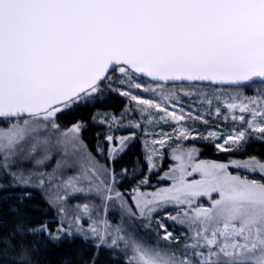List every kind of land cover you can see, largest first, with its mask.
<instances>
[{"label": "snow or ice", "instance_id": "snow-or-ice-1", "mask_svg": "<svg viewBox=\"0 0 264 264\" xmlns=\"http://www.w3.org/2000/svg\"><path fill=\"white\" fill-rule=\"evenodd\" d=\"M225 85L259 87L246 96L220 87ZM113 94L134 101L141 120L121 125L116 116L101 115L98 106ZM185 97L192 100L187 108ZM214 101L215 115L223 109L232 130L198 133L183 123L208 124L199 109L207 105L211 115ZM83 113L109 125L106 155L104 148L96 150L107 163L81 139L87 126ZM67 116L74 121L61 128ZM4 122L0 177L10 181L0 182V189H45L59 219L32 222L23 207L10 206L11 227L6 233L0 228V264H39L42 249L77 238L96 250L80 264H97L100 249L122 254L115 264H264V155L194 162L199 150L181 146L203 139L219 152L242 154L251 141L264 143V0H0ZM114 124L158 137L142 142L143 162L136 161L131 175L127 167L117 174L114 165L136 133L114 136ZM161 124H174L173 132H156ZM173 137L180 142L175 147ZM166 147L175 164L160 174ZM53 153L60 158L51 172L13 170L20 160H31L38 169ZM230 167L260 178L230 174ZM64 169L76 171L65 179ZM194 173L200 178L189 180ZM154 174L157 184L171 183L156 187ZM125 179L133 182L127 193L131 203L117 190ZM148 187L154 190H142ZM213 193L218 198L212 199ZM77 194L99 197L101 205L77 204L70 216L66 202ZM30 196L24 191L17 199L23 205ZM201 197L209 198L208 206ZM114 199L123 210L115 226L92 214Z\"/></svg>", "mask_w": 264, "mask_h": 264}, {"label": "rangeland", "instance_id": "rangeland-1", "mask_svg": "<svg viewBox=\"0 0 264 264\" xmlns=\"http://www.w3.org/2000/svg\"><path fill=\"white\" fill-rule=\"evenodd\" d=\"M143 80H145V79H143ZM184 86L187 87V85H185V84H184ZM258 87H259L258 85H255L252 87H244L247 89L223 88V87H221V88L223 90L228 91L229 93H232L235 91H242L244 95L252 96V95L257 94V88ZM172 90H174L173 84L168 85L167 91H172ZM206 90H208V89H206ZM137 94L143 98H153V97H151V95L149 93L139 92L138 90H137ZM113 95H115V94H113ZM115 96H117L119 98V100L122 102V106L117 111H104V112L110 113L111 115H114L117 118H119L121 125H127L129 123V121L137 122V121L141 120V117H140L139 112L137 110V105L134 101H130L126 97H120L118 95H115ZM183 102H184V106L186 108H187V105L192 104V100L187 98V97L184 98ZM126 106L129 109L128 112H125ZM215 106L216 105H215V101H214L213 102V113L211 115H208L205 112L207 105H205L203 108L199 109V111L201 113H204L206 115V118L208 120V124H204V123L200 122L199 120H186L183 123H185L187 125H191L196 130V132H198V133H206L208 130L226 133V132L232 130L233 122L231 121V118L229 117V119L225 120L223 109L221 110V115L216 116L215 112H214ZM193 107H196V105H193ZM170 110H171V108H170ZM104 112H101V115H103ZM236 114H239V113L237 112ZM60 124H61V128H67L70 126V124L63 123L62 121H60ZM90 124L95 130L92 139L89 138V136H87L88 140L91 143H89V141L84 137L83 130L80 134L81 139L83 140L84 144L87 146V149L89 151H91V153L94 156L97 157V159L100 161V163H107L105 160L107 144L104 140V136L106 134H108V132H109V125L100 124V123H93L92 120H91ZM0 127H6V122L0 123ZM173 127H175L174 124L172 126L161 124V125H158L154 130L156 132H159L162 130V131L167 132V133H172ZM112 128H113V131L111 134H113L114 136L130 135L133 132L136 133V138L131 142V145H134V143L138 144L139 154H140V158L142 159V162H143V158H144V145L142 142L145 139L151 140L153 138H158V137H154V136H147L146 137L145 131L143 128L134 129V128L124 127V126H120V125H115V124L112 125ZM149 131H153V129L149 128ZM253 141H255V140H253ZM170 143H171V147H175L176 144L180 143V142L176 141L175 137H173V141ZM181 146L184 148H193L194 147V148L199 150L194 155V162L215 161V162L227 163L230 158L231 159H244V158H237V157H232V156L226 157L224 159L214 158V156L227 155V154L238 156L241 153L219 152L216 150L213 143L206 141V140H203V139H189L187 141H183ZM97 147L104 148L105 149V155H101L100 153H98L96 151ZM171 147H166L164 149L165 159H164L162 167L160 169V174H162L164 171H167L170 165L175 164V161L171 160V156H170ZM59 158H60L59 154L53 153V158L51 160L47 161L44 165H41L38 169L33 168V162L31 160H20V161H18V167H14L13 170L14 171H23L25 173V175H27L29 170L41 171V172H51L53 170V168L55 167L56 160ZM245 158H247V157H245ZM75 171H76V169H64L63 170V178L66 179L68 176L73 175L75 173ZM228 171L230 174L241 175L242 177L246 176L249 179H259L260 178V175L258 173L247 172L246 170H243V169H235V168L230 167L228 169ZM119 172L120 171H118L117 174H119ZM199 178H200L199 175L195 174V173L193 174V176L188 177L189 180L199 179ZM117 179H119V175L117 176ZM9 181H10V177L7 179L0 177V182L8 183ZM36 182L38 183V181H36ZM152 183L156 187H161V186H167L171 182L165 181V182L157 184L156 183V175L154 174L152 176ZM132 186L133 185H131V187ZM131 187H128V189L124 190V189L119 188V184L117 185V190L121 191L122 193L125 194V198L129 199V203H131V201H130V197H128L127 193ZM27 190H30L33 192L36 191V192L40 193L45 199V195H46L45 189H41L38 187H30V188H27ZM142 190L152 191V190H154V188L148 187V188H144ZM211 198L212 199L218 198V194L213 193ZM87 201H91L92 203H94L96 205H101V201H100L99 197H95V196L85 197L82 194H77L76 196H70L66 202V207L69 210V215L71 216L74 214L72 212V210L75 208V206L77 204H83ZM200 202L203 203L205 206H208L210 201H209L208 197H201ZM53 210L55 211V216H56V219L58 220L59 216H58L57 209L53 208ZM97 212H98L100 217L107 219L110 225L115 226V225H118L121 223V219L123 216V210L121 209L120 202L118 200L114 199L112 201H109L107 209H105L103 206H101L98 208V210H94L92 213L93 216H96ZM82 223H83L84 227L88 226L89 220L87 219L86 216L82 220ZM176 227L179 228L180 226H176Z\"/></svg>", "mask_w": 264, "mask_h": 264}, {"label": "trees", "instance_id": "trees-1", "mask_svg": "<svg viewBox=\"0 0 264 264\" xmlns=\"http://www.w3.org/2000/svg\"><path fill=\"white\" fill-rule=\"evenodd\" d=\"M121 106L122 102L119 100V98L115 95H112L106 100L105 103L99 105L98 107L101 109V112H104L107 110L117 111ZM82 115L85 116L87 125L83 129L84 137L87 140V136L92 139L95 130L90 124V114L83 113ZM61 121L66 124H70L74 121V117H62ZM89 143L91 142L89 141ZM138 151L139 148L137 143L131 145L127 153L123 155L122 158L116 161L114 165L116 171L118 172L121 170V168L127 167L129 170V175H131L136 161L139 160L142 163V159L140 158V154ZM249 155H264V143H261L260 141H251L245 153L239 154L238 156L229 154L218 155L214 156V158L224 159L231 156L237 158H245ZM131 185H133V182L125 179L119 183V188L126 190L128 189V187H131ZM24 191L30 192L31 196L26 197L24 199L23 205H21L17 198L20 196L21 192ZM12 205L23 207L24 211L27 212L32 218V222H36L37 220L43 219L45 217L56 218L55 211L48 205V203L40 193L20 187H6L4 189H0V228H2L5 233L9 230L12 224V217L14 215L10 211V206ZM53 227H55V223H53ZM95 252L96 250L91 247L90 244H87L82 239L77 238L71 242L65 240L64 243L59 246H47L40 251L36 259L39 261V264H61L62 261L69 259L72 260L73 264H80L82 258L87 259ZM116 260H122V255L119 253L113 254V252L108 249L99 250L97 264H115Z\"/></svg>", "mask_w": 264, "mask_h": 264}, {"label": "water", "instance_id": "water-1", "mask_svg": "<svg viewBox=\"0 0 264 264\" xmlns=\"http://www.w3.org/2000/svg\"><path fill=\"white\" fill-rule=\"evenodd\" d=\"M143 79L147 80L148 78H143ZM175 83L178 84L179 82H175ZM197 83H199V82H197ZM171 84H173V82H169L168 85H171ZM184 84L187 85L188 82H184ZM220 87H223V88H235L234 86H227V85H225V86H220Z\"/></svg>", "mask_w": 264, "mask_h": 264}, {"label": "flooded vegetation", "instance_id": "flooded-vegetation-1", "mask_svg": "<svg viewBox=\"0 0 264 264\" xmlns=\"http://www.w3.org/2000/svg\"><path fill=\"white\" fill-rule=\"evenodd\" d=\"M107 111H113V110H107ZM90 122H91V120H90ZM139 152V151H138Z\"/></svg>", "mask_w": 264, "mask_h": 264}]
</instances>
